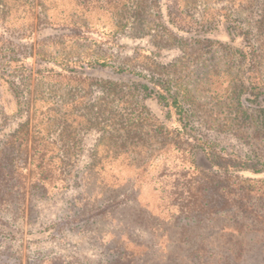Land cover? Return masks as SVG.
Returning <instances> with one entry per match:
<instances>
[{
  "label": "rangeland",
  "instance_id": "1",
  "mask_svg": "<svg viewBox=\"0 0 264 264\" xmlns=\"http://www.w3.org/2000/svg\"><path fill=\"white\" fill-rule=\"evenodd\" d=\"M137 1L2 0L0 264H264V197L241 194L255 183L247 179H264V0H154L148 25L137 18ZM127 122L137 125L128 141L146 146L120 153ZM186 129L198 147L166 150L163 142L184 141ZM97 144L114 160L102 185L135 179L136 189L96 192V175L82 173ZM225 156L240 162L232 204L227 181L208 175L211 159ZM172 166L177 175H160ZM177 178L186 183L181 205L195 193L205 209L175 217L190 242L179 247L184 260L168 255L179 234L171 215L162 212L154 228L133 202L139 190L140 203L161 214ZM113 200L124 227L107 218ZM121 233L145 246H130ZM237 243L250 250L239 253Z\"/></svg>",
  "mask_w": 264,
  "mask_h": 264
},
{
  "label": "trees",
  "instance_id": "2",
  "mask_svg": "<svg viewBox=\"0 0 264 264\" xmlns=\"http://www.w3.org/2000/svg\"><path fill=\"white\" fill-rule=\"evenodd\" d=\"M150 2V3H149ZM153 4L154 3V0L153 1H150V0H139L137 1V5H138V8H137V11H136V15H137V18H139V21L140 23H145L144 25H147L151 22V20H153L151 17L152 15V8H149V4ZM155 3H160L158 0L155 1ZM0 4H2V0H0ZM157 4V5H158ZM151 7V6H150ZM138 21V23H139ZM106 64V63H105ZM107 84H110V85H114V82L111 81V80H107L105 81ZM110 87V86H109ZM175 102L177 100H174ZM176 106H179L178 102H176L175 104ZM73 115V114H71ZM146 116H147V113H146ZM146 116H143L144 119H148ZM141 117V118H143ZM129 121V120H127ZM128 127L126 126V129L127 131L125 132V135H127V137H123L122 140H123V143L124 144H128L129 145H126L127 146V150H124V151H119L120 153L121 152H128V148L130 147H142V146H146V144L144 145V143H141L142 141L140 142H129L128 141V137L131 136V134L134 132L131 128V125H134L133 128H135L137 125L134 123H130V122H127ZM25 125H28L29 126V123H26ZM141 125V123L139 124ZM112 127V126H111ZM115 127H113L112 129H114ZM133 131V132H132ZM17 132H20V129L17 130ZM124 135V136H125ZM182 135H184V137L186 138L184 141L181 139V138H178L175 139L174 137H171L172 139L171 140H167L164 143L165 147H166V150L170 151L171 153L172 152H181V151H184L183 150V144H187L188 145H192L194 143V136H193V133H191L189 130L186 129L185 133H183ZM112 136L115 137V134L112 133ZM112 138V137H111ZM36 139V137H35ZM173 139H175L176 141H173ZM193 139V140H192ZM145 142V141H143ZM6 143H4L5 145ZM184 144V145H185ZM4 145L0 147V187L2 186V182H3V179H4V174H5V168H6V164H5V161H4V156H5V152H4ZM48 145H50L54 150V152H58V147L55 146V144H53L52 142L49 143L48 142ZM96 149L94 151V157H93V160L90 164H88L86 167H85V170L84 172L82 173V175H86L88 174L89 172L92 173V177H97V181H96V185H98L99 189L96 191L97 193L98 192H101V190H103L104 192L102 193V197L104 198L106 195H107V192H120L123 187L125 186V184L127 183H130L132 189H136V180L134 179H125L123 181V183H105L104 185H102V180H103V171L106 170L107 172L108 171H114V169H112V164L114 163V160H109L107 159L106 157H103L102 155H100V147L99 145H95ZM115 147V146H114ZM198 146H195V144H193L192 148H191V151L196 148ZM32 149H33V154L39 152L40 150L38 149V145L37 143L35 142V140L33 141V144H32ZM116 149L115 151H117V148H114ZM125 152V153H126ZM4 154V156H3ZM190 155H194V153H190L189 152V156ZM54 155H50V158L47 159V161L42 158L41 162L39 164H34V160L31 161L33 165V169L38 167L39 165L43 164V163H48V161L52 160L51 157H53ZM113 156V155H112ZM56 157L57 159H62V156L58 153L56 154ZM225 158L227 160H225L224 162H221V163H217L216 164V159L213 158L211 159V162L213 164V167H215L214 171H211L208 173V175L212 174L214 176V180L217 181V184L218 185H221L220 182H224V181H227V185H225V188L228 189V192L225 193V202H230L231 201V204L232 202H234V200L237 198V197H231V195L233 194H236L237 191H239L238 189L240 188H236V190L234 189V186L239 183L236 182L234 179H231V177H234V175L231 174V172H235L234 170H239V160L238 159H233L232 157H228V156H225ZM132 162V161H131ZM130 162V163H131ZM151 162V159H148L147 161H145L144 163L142 164H137L136 167L141 169V168H147L149 166V163ZM173 163H178L177 161L176 162H173ZM182 163V162H180ZM107 164H110L108 166L107 169L106 166ZM129 164V163H128ZM192 167V165L190 166ZM144 170V169H143ZM179 171H177V169L175 170V168L172 166V168L170 167H166L165 169H163V171L160 173L161 176H165V177H172V175H177ZM44 173V170L41 172V174ZM46 172H45V176L43 175V177H40L42 181H46L47 178H46ZM57 177V176H56ZM59 177V176H58ZM60 178V177H59ZM58 178V179H59ZM114 178H117V177H114ZM211 178V177H210ZM219 178V179H217ZM119 178H117L118 180ZM241 179L240 177H238V180ZM84 180V179H83ZM119 180H122V179H119ZM63 181V180H62ZM247 182H255V183H251L249 187H244V189L242 190V192L244 193H241V194H247L246 197L248 198H251L253 196H256V194H260L258 195V199H261L264 197V179H254V181H252L251 179H247L246 180ZM157 182V181H156ZM155 182V183H156ZM175 183H177V185H175V190H171V192H167L165 195L163 194L162 195V198L165 199V202L164 201H161V207H163V209H161V214L156 212V210L154 209V207H151V209H149L148 207L144 206L142 203H140L139 201V190L137 192H135V196L133 198V202L135 203V207L137 206V211L141 214H143L142 217L146 218L147 221H150V222H153L154 224V228H157L158 226V221L160 220H164L165 217L162 216V212L165 211V213L167 214H170L171 217L168 219L167 223L170 224V229H176L175 231H179V234H178V238L176 239H172L171 237V240H170V245L168 246V255H171L176 257L177 256V259L181 258V260L183 259L184 260V257L185 256V252L183 253H180L181 250H179V247L180 245L184 244L183 246V249L186 251L187 249H189V246H185V244H188L190 245V242H188L186 236L184 235V227L183 226H178L177 222L175 221L176 218L175 217H178L180 214H189L187 215L186 217H190L192 215H199L200 213L204 212V208L203 206H201V196L193 193L192 194V201L190 205H185L184 203L181 205L180 202H183V199H181V195L180 193H183L181 191L178 190V187L180 185H186V183H180L178 178L174 180ZM241 182H243V180H241ZM245 182V180H244ZM257 182H262L261 185H257ZM162 183V181L160 182ZM192 183L189 182L188 185L190 186ZM87 186V188H86ZM85 186V189H86V193L90 192L88 191V188H90V186L86 185ZM246 188V189H245ZM255 190V191H254ZM164 191V190H163ZM106 194V195H105ZM112 195V194H111ZM108 196V199H110ZM230 195V196H229ZM139 201V202H138ZM112 204L110 205L109 203L106 205V207L108 208L107 209V218L111 221V222H116V221H119L121 223V225L124 227L126 225V222L121 220L120 218H118L117 216H115V208L114 207V200L111 201ZM119 202V203H118ZM117 202V206H116V209H118L120 207V204L121 202H123L122 200L121 201H118ZM241 204V206H239V208L237 209H240V210H243L244 212H249L248 210V207L246 206V203H243V202H239ZM165 209V210H164ZM237 209H235V211H237ZM140 215H138L137 217H135V219L139 218ZM259 217L262 218L263 222H264V215H259ZM119 224V223H118ZM120 225V224H119ZM163 225V224H162ZM159 226V227H162ZM240 227H236L237 229H235L236 231L238 232H243L241 230V225H239ZM227 228V227H225ZM112 233V232H111ZM244 233V232H243ZM114 234V233H113ZM121 238H125L124 241L129 244L130 246L133 245L134 248L136 249H141L143 248L145 245L142 244L141 242H139L138 240H135V239H132L130 238L128 235H126V233H121ZM239 245L238 246V252L239 253H242V251H249L250 249L249 248H244V245L243 243H237ZM263 246H264V242L261 243ZM174 245V246H173ZM178 248H177V247ZM226 256H229V255H226ZM136 264H139V263H136ZM140 264H149L147 260H142V262H140ZM179 264H185L184 261H181L179 262Z\"/></svg>",
  "mask_w": 264,
  "mask_h": 264
}]
</instances>
